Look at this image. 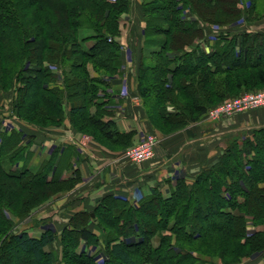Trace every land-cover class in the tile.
I'll return each instance as SVG.
<instances>
[{
  "label": "trees",
  "instance_id": "16d2710c",
  "mask_svg": "<svg viewBox=\"0 0 264 264\" xmlns=\"http://www.w3.org/2000/svg\"><path fill=\"white\" fill-rule=\"evenodd\" d=\"M46 1L0 0V94L18 83L13 114L36 129L60 127L65 104L76 132L109 148L126 149L131 134L119 132L100 91L120 74L116 39L120 17L130 11L132 0H61L68 11L59 24L63 30L44 7ZM82 1L94 13L83 12ZM240 1L141 0L145 26L138 92L159 133H170L157 126L159 121L173 133L198 122L222 99L264 88L260 36L225 31L209 44L200 27L251 24V7L244 12ZM28 25L36 29L31 33ZM202 42L208 51L201 49ZM51 66L61 69L62 87L55 85ZM34 112L43 122L26 118ZM78 116L92 133H84ZM31 146L32 139L22 132L0 130V257L20 251L29 256L27 264H57L58 251L46 250L57 240L55 233L45 229L38 238L13 234L9 215L24 218L27 213L17 211L20 207L30 211L53 186L69 191L81 177L73 168L71 147L53 149L31 168ZM100 239L106 256L98 262L86 248ZM59 241L62 264H207L209 250L221 264L255 255L264 260V128L228 144L192 185L177 178L168 195L154 190L137 204L113 195L96 199L92 211L69 219Z\"/></svg>",
  "mask_w": 264,
  "mask_h": 264
},
{
  "label": "crops",
  "instance_id": "0c3cea01",
  "mask_svg": "<svg viewBox=\"0 0 264 264\" xmlns=\"http://www.w3.org/2000/svg\"><path fill=\"white\" fill-rule=\"evenodd\" d=\"M129 18V23L123 22L117 39L121 47L120 74L107 82L101 89L100 96L112 109V119L119 132L131 134L130 146L147 135L156 138L154 156L150 160L133 164L123 156V150L109 148L88 135L76 132L67 118L62 126L46 129H36L15 119L5 120L9 127L20 123L21 128L17 129L25 136L34 137L30 150L35 155L28 163L31 168L36 165L34 160L38 157V144L42 149L39 158L41 155L42 159L47 158L57 147L62 148L61 152L66 147H71L74 151L71 161L73 168L80 174L81 182L65 194L62 200L48 208V214L56 215L39 217L47 225L50 224L47 222L49 217L52 221L50 225L57 233L62 231L75 213L92 211L98 198L113 195L137 204L142 196L154 190L168 195L177 178L192 185L200 171L217 162L228 144L250 138L254 130L264 128V108H258L212 123L202 119L173 133L162 134L156 131L147 119L137 84L145 26L140 0H132ZM216 31L245 32L251 36L257 34L264 42V18L247 25L242 23L234 27L223 26ZM206 39L211 44L216 37ZM200 47L208 51L205 44ZM8 129L10 131L11 128ZM91 231L94 232L93 229ZM58 242L60 241L54 242L56 251ZM239 264H264V260L260 255H255Z\"/></svg>",
  "mask_w": 264,
  "mask_h": 264
},
{
  "label": "rangeland",
  "instance_id": "374dc122",
  "mask_svg": "<svg viewBox=\"0 0 264 264\" xmlns=\"http://www.w3.org/2000/svg\"><path fill=\"white\" fill-rule=\"evenodd\" d=\"M79 4H81V6L83 8V12L94 13L93 8L90 7V5L87 4L86 2L84 3V1H82V3H79ZM215 4H217V2ZM219 4H221V3H219ZM239 4H240V5H238L239 8L244 10V12L246 11L247 8L251 7V14H252L251 18H253L252 23L264 18V0H241ZM64 5H65L64 2H62L61 0H47L46 4L44 5L46 10L49 12L50 16H52V18L56 22V25L58 26V28L59 27L62 28V26H64V25H59V24H61L60 21L62 20V15L66 14V12L68 13V11L64 7ZM141 13H142V11H141ZM129 14H130V11L127 14H124V15H122L120 17V22H119L120 34H121V27L123 25V22L125 21V22L129 23V19H130L129 18ZM184 14H185L186 18L191 17V15L189 13H187V12H185ZM245 16H247V15L245 14ZM142 17H143V15H142ZM241 24L242 23H240V25ZM244 25H247V24H244ZM200 27L204 29L205 33L207 34V37L211 38V39L214 38V37H217L218 34H220V33H225V31H223V32L216 31L220 27L216 26L215 24L206 25V24L201 23ZM27 28L32 33L33 30L36 29V26L30 25V27H29V25H28ZM62 30H63V28H62ZM88 33L89 32L86 31V34H88ZM201 45H203V42H202ZM28 66H29V63L26 64L25 68H28ZM50 70H51V72L53 74L57 75V80L55 81V85L58 86V87H62L63 84L61 82V69L51 66ZM14 84L15 85L13 87H11L7 91H4V92H2L0 94V130L4 129L6 131H9L8 128H11L10 130L20 131V130L17 129V127L19 129L21 128L20 123L28 125L24 121L16 118L14 116V114H13V104L15 103V101L17 99V92L15 91L14 88L19 86L18 83H14ZM52 84L54 85V83H52ZM255 91H264V88H259V87L258 88H253L249 92H255ZM79 92L81 93V89L79 90ZM242 93H244L242 90L238 92V94H242ZM29 94H31V91H29ZM225 99H222L221 102H217V103L221 104ZM151 103H153V100L151 101ZM218 104H216V105H218ZM62 109H63V114H64V120L66 118L69 119V115H68L69 108L65 104H63ZM91 111H93V109H91ZM26 116H27L26 117L27 119H29L30 121H33L35 123H40V121L43 120V118L40 116L39 112L29 113ZM6 119L7 120H9V119L19 120L20 123H18V125H15V127L13 125H12V127H9V125L7 124L8 122L5 121ZM77 119L80 122V124L83 127V129L85 128L83 130L84 133H88L89 134V133L93 132V128L90 125L88 126L85 122H81L82 119L80 117L77 118ZM202 119L204 120V117L201 118L198 122H200ZM63 123H64V121H63ZM162 124L163 123L160 122V121L157 122V126L160 127V129H162L164 132H166V133H168V132L171 133L172 132L170 130L172 127L170 128V126L162 125ZM28 126H30V125H28ZM50 128H52V127H50ZM20 132H22V131H20ZM83 135L85 136L86 134H83ZM29 137L32 139V141H34V137H31V136H26V140ZM36 150H37L36 152H37L38 157L34 160V162L36 161L35 162L36 165L33 168H35L41 162V159H42L41 155H40L41 159L39 158V153L42 150L41 147L39 146V144L37 145V149ZM123 151H122V153H123ZM74 188H72L69 191H65V186H63V185L53 186L51 188V190H52L51 193L46 195L47 197L44 198V201H43L42 204L33 207L30 211L27 210L26 206L25 207H20L17 211H20L22 214L23 213H25V214L27 213V215L24 218H18V217H14V216H10L9 215L10 219L13 222L12 233L13 234H19V233H22V232H26L28 235H30L32 237H35V238H38L45 229H51L55 233V235L57 236V240H55V241H58L59 238H60V233L61 232L57 233V232L54 231V229H52V226L50 225L52 221H50L49 217H48L47 222H49L50 224H48V225H47V223H42L41 222L42 219H39V217L43 216V215L45 216L46 214H48V212H49L48 208L51 205H54L57 202H59L60 200H62L64 195L69 193L70 191H72ZM52 214H55V213H51V214H48V215H52ZM46 218H47V215H46ZM95 234H96V237H99L98 233H95ZM53 243L49 247H47L46 250L54 248L55 247V243H54V245H53ZM58 245H60V242H58L57 247H56L57 251L59 253V261H58L57 264H62L63 260H62L61 248ZM82 247H83V245L79 246V248H82ZM54 250H55V248H54ZM86 251H87L88 254H91V255H92V253L95 252V254L97 255V260L96 261H98V262H101L103 259H105V256H106L105 255V245L103 244L102 239L99 240L98 245L90 246V247L86 248ZM206 254L209 255V259L208 260L210 261V263H207V264H221L220 263L221 260L219 259L217 254H215L214 251L209 250V251L206 252ZM29 259L30 258H29V256L27 254L22 253L20 251L17 252V255L15 257H13V255H11L10 253H6L5 257H0V264H27L29 262ZM244 260H246V259H243L242 261H244Z\"/></svg>",
  "mask_w": 264,
  "mask_h": 264
},
{
  "label": "built area",
  "instance_id": "2783aa9c",
  "mask_svg": "<svg viewBox=\"0 0 264 264\" xmlns=\"http://www.w3.org/2000/svg\"><path fill=\"white\" fill-rule=\"evenodd\" d=\"M258 108H264V91L244 92L228 97L221 104L210 108L204 116V120L212 123ZM156 144V138L153 135H147L137 144L126 148L122 154L133 164H139L154 156Z\"/></svg>",
  "mask_w": 264,
  "mask_h": 264
},
{
  "label": "water",
  "instance_id": "95a60500",
  "mask_svg": "<svg viewBox=\"0 0 264 264\" xmlns=\"http://www.w3.org/2000/svg\"><path fill=\"white\" fill-rule=\"evenodd\" d=\"M91 216H93V214H91Z\"/></svg>",
  "mask_w": 264,
  "mask_h": 264
}]
</instances>
